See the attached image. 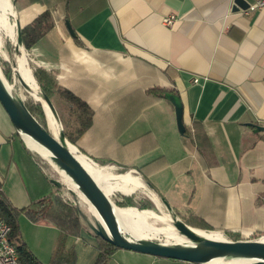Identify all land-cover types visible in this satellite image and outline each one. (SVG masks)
I'll return each instance as SVG.
<instances>
[{
    "label": "crops",
    "instance_id": "0c3cea01",
    "mask_svg": "<svg viewBox=\"0 0 264 264\" xmlns=\"http://www.w3.org/2000/svg\"><path fill=\"white\" fill-rule=\"evenodd\" d=\"M18 2L21 27L52 11L54 27L26 54L93 113L78 153L138 173L194 229L264 237V9L233 12L234 0ZM37 156L0 102V189L16 208L40 209L57 192ZM19 230L49 264L57 227L22 216ZM85 241L69 237L67 246ZM109 264L194 263L118 249Z\"/></svg>",
    "mask_w": 264,
    "mask_h": 264
},
{
    "label": "water",
    "instance_id": "95a60500",
    "mask_svg": "<svg viewBox=\"0 0 264 264\" xmlns=\"http://www.w3.org/2000/svg\"><path fill=\"white\" fill-rule=\"evenodd\" d=\"M250 7L246 0H234L233 12L245 11ZM65 24L71 37L76 38L77 33L71 22L66 19ZM17 26L16 54H21L23 48L22 28ZM14 68H17L14 63ZM19 82L28 91L34 94V88L26 83L19 72H16ZM9 81L6 79L0 66V102L9 115L16 132L24 139L28 138L50 152V161L56 170L64 172L88 204L93 208L89 217L79 205L76 208L83 222L94 237H99L118 249L147 254L154 257L178 260L194 264H211L214 261H244L245 264H264V240H240L214 239L196 232L175 213L172 208L163 201L171 216V226L180 235L184 236L187 243L168 244L151 239H141L123 231L118 219L116 205L97 184L91 174L71 150L64 130H59L58 136L49 132L29 110L24 97L13 89H9ZM14 86V85H13ZM41 100L48 106L57 124L61 125L58 113L46 94L40 92ZM35 101L37 99L33 98ZM44 110L45 106L41 101ZM177 125L181 133L185 132L183 124V110L176 107ZM47 112V111H46ZM59 189L67 187L63 181L52 180ZM152 188L151 184H148ZM69 192L77 197V194L69 189ZM123 195V194H122ZM134 195V194H133ZM133 195H124L127 197Z\"/></svg>",
    "mask_w": 264,
    "mask_h": 264
},
{
    "label": "trees",
    "instance_id": "16d2710c",
    "mask_svg": "<svg viewBox=\"0 0 264 264\" xmlns=\"http://www.w3.org/2000/svg\"><path fill=\"white\" fill-rule=\"evenodd\" d=\"M53 27L54 21L52 11L47 9L41 15L36 17L32 22L22 28L23 46L28 51L31 50L47 33L52 30ZM75 42L77 45L83 46L81 41H79L78 37L75 38ZM4 62H2L1 64L2 70L5 73L7 79L12 81V78L10 77V72L6 69ZM32 69L33 76L36 79L40 92L46 94L49 99H52L55 95L58 94L61 96L62 99L66 100L67 102H70L71 107L76 108L75 112L77 115L78 122L80 123L77 130V137L73 138V136L70 135L68 131H66V129L64 131L66 139L76 145L77 140L84 134V132L88 130L91 124L93 115L91 109L87 104L81 101V99H79L70 91L59 88L55 82L54 77H52V75L44 68L33 66ZM159 97L161 98L163 97V95H159ZM38 101L40 100H32L29 101L30 103L26 102V104L31 113L49 131L46 120V112L43 109L41 103ZM185 134L186 132L183 133V135ZM37 154L39 153L37 152ZM38 158L40 159L43 168L49 170L50 164L46 162V159L43 160V157V159L40 157ZM143 181H145L147 185L150 184L144 178ZM57 191L61 190L57 187ZM39 204L40 209L38 210L32 208H16L11 204L9 199L6 197L5 193L0 189V221H5L11 227L10 239L13 243L16 244L17 252L19 255V263L42 264L20 237L19 220L22 216H26L31 222L34 223L39 222L41 220L49 221L54 224L60 231L57 246L52 254L49 264H75L77 258L75 247H68L67 240L69 237L81 238L86 228L76 206L64 202L61 199L60 195L56 196V199L54 201L51 200V198H46L39 201ZM118 205L124 208L133 206L135 208V206H137V204L134 202L133 196H123V201L119 202ZM147 205L143 203L139 206V208L146 209L147 207H150ZM89 232L90 231L88 230V233ZM92 237L95 239L96 248L98 250V256L96 258L95 264H109L114 253L116 252V250H118V248L99 237ZM230 237L234 236L230 235Z\"/></svg>",
    "mask_w": 264,
    "mask_h": 264
},
{
    "label": "bare ground",
    "instance_id": "6f19581e",
    "mask_svg": "<svg viewBox=\"0 0 264 264\" xmlns=\"http://www.w3.org/2000/svg\"><path fill=\"white\" fill-rule=\"evenodd\" d=\"M14 14L15 11L13 10V5L11 3V0H0V50L3 47V38H2L3 32H6L7 35L11 38H14L16 35L15 25H13L14 23L12 24L10 21V15L14 16ZM17 71L20 73L24 81L34 88L35 92L33 95L37 97L47 108L48 122H49L48 124L50 126V129L52 130L51 131L49 129V131L52 132L55 136H57L53 132L56 130L55 127L56 120L54 119L48 106L41 100V98H39L40 89L38 88L32 70L28 67L26 58L24 56H21L17 60ZM13 85L14 84H9L10 86L9 89H13L14 91H16ZM25 140L31 148L36 150L44 159L48 160L51 163L50 161L51 154L49 151H47L42 146L38 145L37 143H35L34 141L28 138H26ZM70 148L76 154L77 158L83 164L85 169L91 174V176L95 179L97 184L102 188V190L105 192V194L108 197L111 198V196L115 195L116 193H120L123 195H133L136 194L138 191L147 190L144 183L140 180L139 177L134 176L131 173L115 174L113 173V171H110L105 167L101 168L97 166L96 163L93 162L91 159H89L85 155L78 153V150L75 146L70 144ZM58 174L61 176L62 181L66 184L68 189L74 191L78 196L79 195L82 196V194L77 189V186L64 172L58 171ZM82 199L86 202L87 204L86 206L88 207L87 209L90 212H93V208L91 207V205L88 204L87 200L83 196ZM115 207L117 210V215L121 227L123 231H125L126 233H129L141 239H156L161 235L167 236L168 238H176L177 236V232H175V229L170 224H167V226L164 227H155L151 225L150 222L151 220H156L159 223L161 222L165 224L167 222L166 217H162L156 214L154 211L151 210L137 211L131 207H126V208H120L118 206ZM196 232L199 233L200 235H204L209 238L224 239L223 235L219 233H212V232L210 233L198 229H196ZM181 237L182 240L176 243L182 244L188 242V240L184 236L181 235ZM177 239H180V237L178 236ZM262 240H264V237L262 238ZM176 243H170V244H176ZM219 261L221 260L214 261L211 264ZM229 262L230 263L228 264L246 263L244 261H236V260Z\"/></svg>",
    "mask_w": 264,
    "mask_h": 264
},
{
    "label": "rangeland",
    "instance_id": "374dc122",
    "mask_svg": "<svg viewBox=\"0 0 264 264\" xmlns=\"http://www.w3.org/2000/svg\"><path fill=\"white\" fill-rule=\"evenodd\" d=\"M18 1L20 2V0H11V3L13 5V10L15 9ZM19 2H18V7H21ZM14 11H15L14 16L10 15V21H11L12 24L14 23L13 25H15L16 35H15L14 38H11V37H9L7 35L6 32L2 33L3 47L0 50V66H2L1 65L2 62L5 61L4 63H5L6 69L10 72V77L12 78V81L7 79L5 73L3 72L5 77H6V79L9 81L10 84H14V88L17 91V93L22 95V97L25 96L24 97L25 101L30 103L29 101H32V100L35 101L33 98H35V99H38V98L35 97L33 94H29L28 91L21 85V83L19 82L18 77L16 75V72H18V71H17V68H14L15 67L14 63H16V65H17V60L21 56H24L26 58V62H27L28 67L32 70V73H33L32 67L36 66V65H34L31 62L30 56H27V54H26V53H30L31 50L28 51L24 46L21 49V54L20 55L16 54V50H15L16 49V45H17V26H16V22H17V18L18 17H17L16 9ZM1 69H2V67H1ZM51 100H54L53 101V103H54L53 105L57 109V113L59 114V117L61 118L60 119L61 125L57 124L59 128L57 127L56 122L54 121L56 130L53 131V132L58 136L59 130L63 129L65 131V129H66V131H68V133L70 135H72L73 138H76L77 137L76 136L77 135V130H78V127L80 125V123L77 121V115H76V112H75L76 108L71 107V103L67 102L64 99H62L61 96L58 95V94L55 95ZM62 101H66L67 104L63 103ZM71 108H73V109H71ZM45 109H46L45 110V112H46L47 108L45 107ZM46 120H47L48 129H50V126L48 124L49 123L48 122V112H46ZM67 141L71 145L76 147V145H74L71 141H69V140H67ZM37 155H38V157L41 158V156L39 154H37ZM92 161L95 162L97 166H99L101 168L105 167L108 170L113 171V173H115V174L131 173L132 175L139 177L140 180L144 183V185H145L147 190L138 191L136 194L133 195L134 202L137 204V206H135V208H134V206L131 207V208L139 211L138 209H140L139 206L141 204H143V203H145L146 205L148 204L147 206H150V207H147L146 209H140V210H143V211L144 210H151V211H154L156 214L167 218L166 224L165 223H161V222L159 223L156 220H151L150 221L151 225H153L155 227H164V226H167V224L171 225V216H170V213L168 212L167 207L163 204L162 200L156 195L155 191H153L151 188H149L148 185L145 183V181H143V179H141V177H140V175H138V173L132 172L129 169H126V168H119V167L113 165L112 163H108L107 161L106 162H98V161H95L94 159ZM46 162L50 164V168H49L48 171H52L54 173L55 179H57L58 181H60V180L62 181L61 176L58 174V170H56V168L53 166V164L48 162L47 160H46ZM60 190L61 191H57L56 192L53 201L56 199V196L60 195L61 199L64 202L69 203V204H71L73 206L79 205L80 208L82 209V211H84L89 217H91V212L87 209L88 208L86 206L87 204L82 199V196H80V195L79 196L77 195V197L73 196L69 192V189L67 187H63ZM123 196L124 195H122L120 193H116L115 195L111 196V199L113 200V202L115 203L116 206H118L120 208H124V207L118 205L119 202L123 201ZM55 202H54V204H55ZM36 210H38V209H36ZM84 226H86L85 223H84ZM86 228L88 229L87 226H86ZM86 228H85V231L83 232L82 239L84 241L85 240L93 241L92 243L94 245H96L95 242H94L95 240L88 233L89 229L87 230ZM178 236L180 237V239H177ZM223 237H224V239H227V240L240 241V240L237 239V237H230V236L226 237L224 235H223ZM260 238H263V237H261V236L260 237H256V239H260ZM256 239H253V240H256ZM151 240H156V241L161 242V243L170 244V243H176L178 241H181L182 237L177 232L176 238H168L167 236L161 235V236L157 237L156 239H151ZM72 246H73V243L71 245H69L68 247H72ZM74 247H76L75 251H76V254H77V258H76V263L75 264H95V260L97 258L98 253H97L95 247H93V245L90 242H86V241L85 242H80L77 246L75 245ZM228 263H230V262L229 261H219V262H215L213 264H228Z\"/></svg>",
    "mask_w": 264,
    "mask_h": 264
},
{
    "label": "built area",
    "instance_id": "2783aa9c",
    "mask_svg": "<svg viewBox=\"0 0 264 264\" xmlns=\"http://www.w3.org/2000/svg\"><path fill=\"white\" fill-rule=\"evenodd\" d=\"M264 9V0H257L254 4H250V7L244 11L249 13ZM176 22V17L169 15L163 19V23L167 27H172ZM195 82H198L195 79ZM11 227L5 221H0V264H20L19 255L17 252L16 244L10 239Z\"/></svg>",
    "mask_w": 264,
    "mask_h": 264
}]
</instances>
